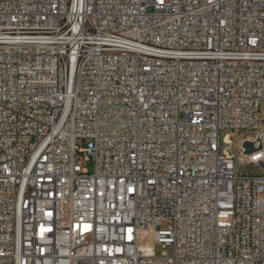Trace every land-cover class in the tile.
Here are the masks:
<instances>
[{"label":"built area","instance_id":"1","mask_svg":"<svg viewBox=\"0 0 264 264\" xmlns=\"http://www.w3.org/2000/svg\"><path fill=\"white\" fill-rule=\"evenodd\" d=\"M262 103L264 0H0V264H264Z\"/></svg>","mask_w":264,"mask_h":264},{"label":"rangeland","instance_id":"2","mask_svg":"<svg viewBox=\"0 0 264 264\" xmlns=\"http://www.w3.org/2000/svg\"><path fill=\"white\" fill-rule=\"evenodd\" d=\"M149 11H151V10H149ZM261 112L264 113V103H262V109H261ZM232 135H233V137H234L235 139H237V138L241 135V133L236 132V133H232ZM232 154L237 155L235 149L232 151ZM79 165H81L83 168L92 169V165H91V163H90V162H86V161H84L83 159L79 160ZM238 169H239L240 171L244 172V173L250 174V173L254 172V170L256 169V167H253V166H238ZM163 251H166V252H168V253L170 252L169 249H166V250H165V249H162L161 245H158V246H157V253L160 254V253H162Z\"/></svg>","mask_w":264,"mask_h":264},{"label":"water","instance_id":"3","mask_svg":"<svg viewBox=\"0 0 264 264\" xmlns=\"http://www.w3.org/2000/svg\"><path fill=\"white\" fill-rule=\"evenodd\" d=\"M258 144V146H256ZM243 155L250 156L251 154L261 151L263 149V141L261 137H258L256 141H245L242 143Z\"/></svg>","mask_w":264,"mask_h":264}]
</instances>
